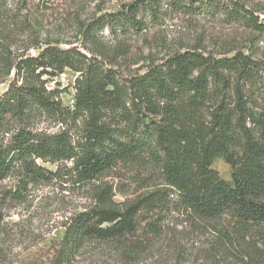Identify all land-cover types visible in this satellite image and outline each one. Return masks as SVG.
I'll return each mask as SVG.
<instances>
[{"label": "trees", "instance_id": "obj_1", "mask_svg": "<svg viewBox=\"0 0 264 264\" xmlns=\"http://www.w3.org/2000/svg\"><path fill=\"white\" fill-rule=\"evenodd\" d=\"M7 7L0 0V72L12 77L0 97V183L19 174L38 185L63 174L88 186L142 155L160 180L125 207L112 188L98 190L95 206L66 227V256L90 242H124L137 233L141 213L171 211L212 225L211 264L220 257L264 264V60L190 48L124 79L93 51L48 44L36 56L16 57L17 35H33L32 23ZM166 7L210 12L264 35V18L238 0H136L91 21L83 35L97 48L105 30L140 34L147 17L157 21ZM68 69L79 74L70 108L47 86ZM47 120L60 131L41 130ZM220 159L232 169L231 182L214 169Z\"/></svg>", "mask_w": 264, "mask_h": 264}, {"label": "rangeland", "instance_id": "obj_2", "mask_svg": "<svg viewBox=\"0 0 264 264\" xmlns=\"http://www.w3.org/2000/svg\"><path fill=\"white\" fill-rule=\"evenodd\" d=\"M135 1L2 0L8 2L5 13L15 12L24 19L26 16L32 23L33 35H17L18 45L13 48L16 57L36 56L48 44L85 53L93 51L101 54L100 59L124 79L190 48L216 56L242 51L264 60V35L203 11L166 7L157 21L150 22L147 17L148 27L140 34L113 35L105 30L99 34L97 48L85 39L83 29L91 21ZM238 1L264 18V0ZM32 44L40 49L29 48ZM78 76L68 69L56 78H48V88L61 92L64 107L74 104ZM11 81L12 77L5 80L0 72V97ZM60 127L47 120L40 129L56 133ZM40 164L50 171L58 168ZM152 168L142 155L138 160L121 162L88 186H78L63 174L56 181L38 185H27L19 174L11 175L0 183V264H211L216 244L212 225L171 211L141 213L137 233L124 242H90L66 256L62 244L66 227L95 206L97 191L110 187L120 207L131 205L159 186V177ZM214 169L223 180L232 181V169L223 159L215 162ZM215 261L242 264L236 258L220 257Z\"/></svg>", "mask_w": 264, "mask_h": 264}]
</instances>
